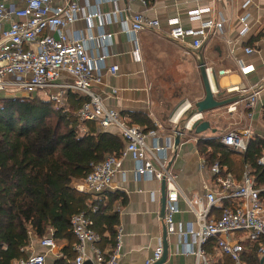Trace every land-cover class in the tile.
I'll return each mask as SVG.
<instances>
[{"label":"built area","instance_id":"built-area-1","mask_svg":"<svg viewBox=\"0 0 264 264\" xmlns=\"http://www.w3.org/2000/svg\"><path fill=\"white\" fill-rule=\"evenodd\" d=\"M94 1L95 6H86L87 12L74 0H21L19 6H9L0 1V95L3 98L44 97L54 104L55 109L65 112L69 108V100L74 98L78 105L76 115L81 123L92 122L98 130L114 131L120 135L125 142L120 157L106 156L74 188L79 193L90 194L91 214L98 213L99 195L112 190L115 175L122 172V161L130 158L134 164L132 173L135 181L165 183L166 205L162 221L167 235L177 237L182 255L194 257L195 264H214L205 247L211 239H215L214 250L228 257L231 264H247L244 259V243L247 241L259 243L258 255L261 259L264 256V204L259 201V193L264 188H255L251 168L244 166L240 181H236L218 162L208 165L201 157L199 169L209 173L211 185H204L203 194L193 199H188L181 192L177 175L170 168L171 157L176 150L174 139L183 137L195 121L201 120V114L188 119L183 129L179 130L176 127L179 117L183 112L190 111L191 105L187 103L179 107L169 120L175 127L160 142L157 128L143 133L138 126L128 125L125 117L107 108L92 91V84L99 81L103 69L111 76L118 72L116 65H105L113 38V34L105 30L108 25L118 23L119 32L130 37L133 43H136L135 36L140 31L160 28L156 19H150L141 12H131L128 7L123 10L115 8L106 14L98 9L102 3L116 6L119 0ZM125 1L139 2L145 8L148 5L145 0ZM209 11V8L194 9L188 12V18L199 21ZM123 12L126 16L121 17ZM244 18L242 23H245ZM80 21L85 23L86 33L73 32L72 27ZM167 27L166 34L170 40L196 51L202 47L206 30L214 27L221 31L223 26L222 23L202 21L196 29L184 28L178 19H169ZM244 52L251 54L253 50L247 48ZM137 53L135 50V59L138 60ZM251 71V67L240 68L242 75ZM230 91L246 96L231 103L228 112H235L236 106L240 105L250 121L259 89L256 86L234 87ZM115 93L111 90V95ZM251 138V129L247 127L228 132L221 137L220 143L244 153ZM258 165L264 170V152ZM121 175L124 177L123 172ZM180 200L193 213L196 228L187 226L185 230L177 229L175 215ZM120 211V207L114 208V212L119 214ZM70 228L76 241L72 264H85L86 261L91 264H119L123 233L117 224L112 227L114 246L110 250L99 246L101 238L94 230L93 219L86 213L73 215ZM188 236L194 238V243H188ZM38 246L48 251L57 248L51 233L39 239ZM22 250H25L26 257L11 264H46V253H35L32 242ZM161 257L162 246L159 245L143 264H156Z\"/></svg>","mask_w":264,"mask_h":264},{"label":"crops","instance_id":"crops-1","mask_svg":"<svg viewBox=\"0 0 264 264\" xmlns=\"http://www.w3.org/2000/svg\"><path fill=\"white\" fill-rule=\"evenodd\" d=\"M0 1L9 6H19L21 3V0ZM74 1L84 7L85 12L87 5H96L94 0ZM127 7L131 12H141L150 19H156L160 28L140 31L135 36L136 43L119 32L120 26L116 22L105 28L106 32L113 34L112 47L109 49L110 54L105 65H116L118 72L111 76L103 69L99 81L93 83L91 89L107 108L118 111L125 117L127 124H131L132 115L145 116L153 127L158 129V137L162 142L175 127L169 121L173 113L187 103L194 105L204 98L198 65L200 58L205 70L210 69L206 74L213 95L217 96L218 101H227L226 105L201 114L199 121L208 123V129L195 134L192 130V126L197 122L195 121L179 139V145L171 157L170 168L177 175L181 192L188 199H193L203 194L204 185H211L209 173L200 171L198 166L201 158L197 150L199 139L214 138L220 141L228 132L240 131L247 127L251 129L252 137L264 139V0H150L147 8L139 2L127 3L125 0H119L116 6L112 3H102L98 9L106 14L113 12L115 8L123 10ZM200 8H209L210 11L202 15L199 21L190 20L188 12ZM123 16H126L124 12L121 14V17ZM117 17L120 19V16ZM242 18L245 23L241 22ZM169 19H178L184 28L196 29L202 21L222 23L223 27L221 31L214 27L206 30L201 49L193 51L189 46L167 37ZM72 28L73 32L86 33L83 21L76 23ZM93 33H96V30H93ZM247 48L253 52L246 54L244 50ZM135 50L138 51V60L135 59ZM241 67H251L252 71L242 75ZM167 81H175L172 85L177 88L170 100L167 99ZM191 82L192 92H185L184 89H189ZM250 86L259 89V97L252 119L248 121L240 105L236 106L235 112H228L231 103L246 96L234 91L229 92V89ZM111 90L116 93L111 95ZM185 95H191V100L184 98ZM72 103L76 105L74 98ZM191 111L192 107L190 111L183 112L177 128L181 121H184L183 124L188 121ZM133 169L131 159L125 158L121 168L124 177L122 172L115 175L111 190L124 194L127 199L126 205L120 207L116 223L123 233L119 264H143L162 243L164 224L160 216L161 184L156 181H135ZM237 178L238 180H235L240 181L241 177ZM80 182L73 181L71 185L75 188ZM175 222L180 230H185L187 226L196 228L195 217L183 200L178 202ZM112 235L114 238L113 232ZM187 240L188 243H194L191 236H188ZM167 244V256L163 264H195L194 257L184 256L179 252L175 235H167ZM32 245L35 253H46V264H57L66 259V254L62 251L64 244L57 246L53 251L39 247L38 240L33 239ZM111 246L108 242L100 244L101 249L105 250H110ZM208 256L218 260L216 255ZM65 262L72 264V260ZM85 264L91 263L86 261Z\"/></svg>","mask_w":264,"mask_h":264},{"label":"trees","instance_id":"trees-1","mask_svg":"<svg viewBox=\"0 0 264 264\" xmlns=\"http://www.w3.org/2000/svg\"><path fill=\"white\" fill-rule=\"evenodd\" d=\"M145 1L149 5L150 0ZM77 110L72 98L66 112L38 97L0 99V264L25 258L27 254L22 249L49 233L57 246L64 244L65 261H73L76 241L70 219L79 213L93 219L100 244L114 246L112 227L118 220L114 207L126 205L125 195L101 193L99 211L91 214L90 195L77 192L71 184L83 181L106 156L120 157L125 142L117 132L98 130L92 122L81 123ZM131 124H137L143 133L155 130L145 116L132 115ZM197 150L208 165L218 162L237 180L244 166H249L255 188H264V170L258 165L264 139L252 137L244 153L214 138L199 139ZM259 201L264 204V191L259 193ZM214 243L215 239H211L205 250L215 257ZM258 248L257 242L244 243L247 264H259ZM65 261L57 264H67ZM227 261L230 262L228 257ZM227 261L213 259L214 264Z\"/></svg>","mask_w":264,"mask_h":264},{"label":"water","instance_id":"water-1","mask_svg":"<svg viewBox=\"0 0 264 264\" xmlns=\"http://www.w3.org/2000/svg\"><path fill=\"white\" fill-rule=\"evenodd\" d=\"M198 65H199L201 81H202L203 88H204V98L201 101L194 103L193 105L194 110L191 111V113L189 114L188 116L189 119L192 118L195 114L207 113L211 110L220 108L227 104V101H218L216 99L217 96L213 95L211 86L207 78L205 66L201 58L198 62ZM207 129H208V123L206 122L197 121L192 126V130L195 131V134L202 133ZM179 139H180L179 137L175 138V142H174L175 147L179 145ZM160 195H161L160 216L163 218L164 213H165V205H166L165 204V183L164 182H161V194ZM161 246H162V257L160 261L156 264H163L167 256L168 244H167V232H166L165 226H163ZM259 264H264V256L261 257V259L259 260Z\"/></svg>","mask_w":264,"mask_h":264},{"label":"rangeland","instance_id":"rangeland-1","mask_svg":"<svg viewBox=\"0 0 264 264\" xmlns=\"http://www.w3.org/2000/svg\"><path fill=\"white\" fill-rule=\"evenodd\" d=\"M168 82V89H167V93H168V98L170 100L171 97H173V95H175V92L177 91V88L174 87L172 84L173 82L175 81H167ZM187 87V85H186ZM189 89L185 88L184 91L185 92H189V90H193V87H192V82L190 85H188ZM44 98V97H41V99ZM184 98H186L188 101L191 100V95H185ZM0 99H3V95H0ZM45 99V98H44ZM191 107L193 108V103H191ZM215 255L218 256V259H221L222 262L227 261V257L226 256H223L222 254L218 253V251H214ZM227 264H231V262L227 261Z\"/></svg>","mask_w":264,"mask_h":264}]
</instances>
